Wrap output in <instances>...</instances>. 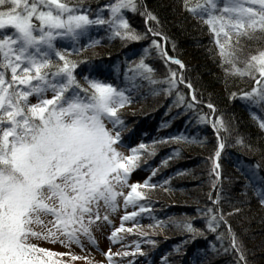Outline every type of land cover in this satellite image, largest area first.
Returning <instances> with one entry per match:
<instances>
[{"label":"snow or ice","instance_id":"1","mask_svg":"<svg viewBox=\"0 0 264 264\" xmlns=\"http://www.w3.org/2000/svg\"><path fill=\"white\" fill-rule=\"evenodd\" d=\"M141 7L140 0H111L95 18H90L81 0H0V264H67L63 257L71 261L80 257L70 251L40 247L34 241L83 248V237L95 244L93 226L99 227L101 221L110 224L108 213L116 212L122 199L125 215L120 218V227L108 237L112 243H119L123 239L120 233L133 231L125 229L124 222L135 221L140 213L149 211L138 204L147 198L141 189L156 185L148 181L129 183L148 147L141 143L129 154L119 150L125 128L120 110L132 103L131 96L125 89L89 77H84L81 84L75 75L81 62L71 59L83 51L76 44L93 26L107 25L111 36L121 40L146 39V34L130 28L124 16L126 11L135 13ZM184 7L208 26L221 66H229L225 74L248 76L255 81L256 87L243 98L264 107V47H257L243 61L238 55L245 41H264V0H203L194 6L184 0ZM105 10L107 19L101 14ZM140 14L146 23L157 20L146 8ZM148 32L162 35L151 27ZM65 40L72 42L71 50L59 45ZM94 43L90 41V45ZM152 46L166 63L184 68L155 39ZM169 71L165 80L157 81L153 69L141 58L129 68L132 76L126 75V79L139 76L153 85L165 84L164 91L170 94L185 81L182 75ZM186 86L192 88L190 83ZM192 99L196 100L194 94ZM208 108L215 111L211 104ZM258 126L264 131V119L258 120ZM213 127L217 132L227 131L221 119L214 120ZM224 146L219 144L216 160ZM219 167L214 163L213 171ZM125 188L129 189L126 194ZM257 195L264 205V193ZM219 199L217 196L213 204ZM129 206L138 207V211L128 212ZM205 216L212 232L224 221L223 214L218 217L213 208ZM164 226L157 222L150 227ZM175 226L193 234L197 231L191 222L178 221ZM226 238L238 253L237 264H247L230 225L227 236L217 235V240ZM137 253L144 255L138 243L132 253L113 254L109 249L105 255L112 264L113 255Z\"/></svg>","mask_w":264,"mask_h":264},{"label":"trees","instance_id":"2","mask_svg":"<svg viewBox=\"0 0 264 264\" xmlns=\"http://www.w3.org/2000/svg\"><path fill=\"white\" fill-rule=\"evenodd\" d=\"M81 2L90 18H95L111 0ZM140 2V11H126L124 16L130 28L146 34V39L121 40L111 36L107 25L93 26L76 44L83 51L71 57L81 62L75 71L81 84L84 77H89L125 89L131 96L132 103L120 110L125 124L122 148L129 154L141 143L148 147L129 181L156 185L141 189L147 198L138 204L149 211L140 213L135 221H125L132 226L135 223L138 232L133 238L144 253H137L132 259L140 257V264H237L238 253L231 249L229 239L217 240L221 233L227 236L230 225L247 264H264V205L257 195L264 193V131L258 126V120L264 119V107L243 98L244 93L256 87L255 81L248 76L225 74L229 66H221L208 26L185 10L184 0ZM198 2L203 0H189V6ZM145 8L156 21L145 22V16L140 14ZM101 14L108 18L106 10ZM149 27L162 35L153 36ZM153 39L169 57L179 61L190 57L191 62L183 63V69L170 61L166 63L152 46ZM90 41L96 43L90 45ZM58 43L69 50L73 46L68 40ZM244 44L243 52L238 54L241 61L257 47H264V41ZM141 58L153 69L157 81L165 80L171 69L182 75L185 83L178 84L169 94L164 91L165 84L153 85L139 76L126 79V75L132 76L129 68ZM188 83L191 89L186 86ZM216 119L223 120L227 131L217 132L213 127ZM220 143L225 146L216 160ZM152 152L155 154H149ZM214 163L220 165L215 171ZM217 196L219 203L213 204ZM209 208L215 209L218 217L222 213L226 221L220 222L216 232L206 224ZM131 211H138V207L128 212ZM178 221L191 222L196 233L176 227ZM157 222L165 226L150 227ZM157 228L162 237L155 235Z\"/></svg>","mask_w":264,"mask_h":264},{"label":"rangeland","instance_id":"3","mask_svg":"<svg viewBox=\"0 0 264 264\" xmlns=\"http://www.w3.org/2000/svg\"><path fill=\"white\" fill-rule=\"evenodd\" d=\"M67 41V40H65ZM184 64L191 62L190 57H186L183 59ZM50 96V94H49ZM120 151L124 152L125 154H128L125 150V148L120 147ZM130 181V180H129ZM132 181V180H131ZM126 192V188L123 190ZM132 208V206H129L127 208V211H129ZM125 212V207L123 204V200H120V204L116 212H109V220L111 221L110 224L104 223L103 221L98 222L99 227L93 226L92 228V236L94 237L95 244H91L88 242L87 239L81 238L83 248L71 245L70 248H66L61 246L60 244H51L46 241L40 240V241H34L37 243L40 247L55 251V252H71L72 255H75L77 257H80V259H77L75 261H71L68 256L63 257V259L67 262V264H109V261L105 255L111 250L113 254L115 253H123L125 251L132 253L135 251V245L139 242L133 238V236H136V233L138 232L132 224L130 225L125 224V229L127 228H133L132 233L122 232L119 235L123 238L121 242L119 243H112L108 237L111 234V232L121 225V217L123 216L120 212ZM104 212L102 210L101 215H103ZM146 231V229H144ZM146 233V232H144ZM155 235L158 237H162L163 235L160 232V229L157 228ZM140 245V244H139ZM141 247V246H140ZM133 255L129 256H122V255H113L112 256V264H135L132 260Z\"/></svg>","mask_w":264,"mask_h":264}]
</instances>
